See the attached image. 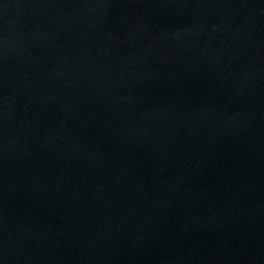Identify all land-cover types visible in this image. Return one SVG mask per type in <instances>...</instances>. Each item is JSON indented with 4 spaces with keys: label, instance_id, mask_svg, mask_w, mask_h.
<instances>
[{
    "label": "water",
    "instance_id": "1",
    "mask_svg": "<svg viewBox=\"0 0 264 264\" xmlns=\"http://www.w3.org/2000/svg\"><path fill=\"white\" fill-rule=\"evenodd\" d=\"M0 264H264V0H0Z\"/></svg>",
    "mask_w": 264,
    "mask_h": 264
}]
</instances>
